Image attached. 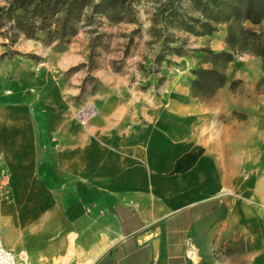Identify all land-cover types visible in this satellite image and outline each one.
Returning a JSON list of instances; mask_svg holds the SVG:
<instances>
[{
    "label": "crops",
    "instance_id": "obj_1",
    "mask_svg": "<svg viewBox=\"0 0 264 264\" xmlns=\"http://www.w3.org/2000/svg\"><path fill=\"white\" fill-rule=\"evenodd\" d=\"M17 41L0 33L4 247L25 264H264L261 69L236 59L243 87L209 104L191 73L155 91L105 68L83 95L87 74L66 73L87 52Z\"/></svg>",
    "mask_w": 264,
    "mask_h": 264
},
{
    "label": "trees",
    "instance_id": "obj_2",
    "mask_svg": "<svg viewBox=\"0 0 264 264\" xmlns=\"http://www.w3.org/2000/svg\"><path fill=\"white\" fill-rule=\"evenodd\" d=\"M195 15L188 16L180 10L178 0H167L154 13V24L165 25L178 21L183 29L197 36L213 34L219 25H227L224 50L215 51L210 48L200 49L199 60L206 67L192 69L189 84L193 97L208 101L217 91L229 84L231 88L240 81L230 80L229 65L237 56L250 53L261 57L264 65V41L261 34L246 27V22L257 26L264 20V0H190ZM125 0H11L0 5V29L9 25L6 36L10 45H15L19 37L41 41L46 46L56 43L55 51L65 52V46L79 30L94 23V17H104L111 22H120L125 13H131ZM84 23V24H83ZM83 24V25H82ZM93 29L91 33H96ZM97 35L94 40H99ZM93 41V40H92ZM90 44L89 71L97 68L94 65V48L99 44ZM58 46H64L60 48ZM36 56H34L35 58ZM41 61V58H36ZM84 66V65H82ZM70 68L69 71L78 69ZM68 71V73H69ZM91 81L92 87L86 91V84ZM96 79L87 76L81 84V94L95 92Z\"/></svg>",
    "mask_w": 264,
    "mask_h": 264
},
{
    "label": "rangeland",
    "instance_id": "obj_3",
    "mask_svg": "<svg viewBox=\"0 0 264 264\" xmlns=\"http://www.w3.org/2000/svg\"><path fill=\"white\" fill-rule=\"evenodd\" d=\"M10 1L0 0V5H6ZM91 1L97 3L100 0ZM178 2L181 11L187 12L188 16L195 15L192 1L178 0ZM125 3L132 11L131 13H125L124 18L120 22H111L104 17H94L92 25L83 27L78 34L71 38V41L65 46L67 48L66 51L73 47L76 53L83 50L87 52V56L90 52V44L100 43L94 48L93 55L94 65L97 68L89 71L87 65L88 56L86 63L71 67L79 68L69 71V73L67 72V75L83 72L87 76L95 78L93 73L96 70L107 68L120 75H128L133 85L140 81L142 89L156 91L160 90L169 79L173 80L178 78L179 75L190 74L192 69L195 68V63L205 67L206 65H203L199 60L201 53L198 51L200 49L208 47L212 50L220 51L218 50L220 46L226 47V24L219 25L217 30L211 35L197 36L191 31L187 32L184 30L177 20L167 25L163 22L154 24V13L162 4L169 3L167 0H125ZM244 25L261 34V39L264 41V20L257 26L248 22ZM93 29H96L97 32L91 33ZM8 31L9 25L0 29L2 35ZM97 35L100 36L99 40H94L93 38ZM27 40L36 41L44 49H50L57 53L55 51V49H58L56 48V43L46 46L38 40ZM212 46H215L216 49H213ZM58 47L59 49L64 48V46ZM29 57H32V55H29ZM236 59H246L248 60L246 65L249 69H261L264 73L261 57L244 53L237 56ZM242 84L240 81L233 88L229 87L231 91L235 92L243 87ZM257 86L259 92H264V75L258 81ZM91 87L92 83L88 81L86 91ZM213 98L203 102L209 104Z\"/></svg>",
    "mask_w": 264,
    "mask_h": 264
},
{
    "label": "built area",
    "instance_id": "obj_4",
    "mask_svg": "<svg viewBox=\"0 0 264 264\" xmlns=\"http://www.w3.org/2000/svg\"><path fill=\"white\" fill-rule=\"evenodd\" d=\"M98 114L97 108L94 105H87L83 107L78 113V120L80 124L85 125L88 121ZM0 264H25L22 257L16 255L11 250L4 247L0 237Z\"/></svg>",
    "mask_w": 264,
    "mask_h": 264
}]
</instances>
